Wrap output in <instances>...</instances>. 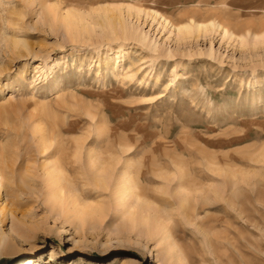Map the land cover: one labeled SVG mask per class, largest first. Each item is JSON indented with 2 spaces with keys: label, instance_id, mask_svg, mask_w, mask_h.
Segmentation results:
<instances>
[{
  "label": "rangeland",
  "instance_id": "obj_1",
  "mask_svg": "<svg viewBox=\"0 0 264 264\" xmlns=\"http://www.w3.org/2000/svg\"><path fill=\"white\" fill-rule=\"evenodd\" d=\"M2 177L0 264H264V0H0Z\"/></svg>",
  "mask_w": 264,
  "mask_h": 264
},
{
  "label": "bare ground",
  "instance_id": "obj_2",
  "mask_svg": "<svg viewBox=\"0 0 264 264\" xmlns=\"http://www.w3.org/2000/svg\"><path fill=\"white\" fill-rule=\"evenodd\" d=\"M126 11L127 14L129 16L134 15L135 18L140 19L139 17H141L140 15L143 13V15L145 14V16H151L152 19L154 20H158V23L160 24L161 28L166 29L171 35H173L178 42L180 41H185L188 37H190L191 35H193L194 33H198L200 35H206L208 33H210L211 31L214 33H217L219 36H221L223 39L225 38H234L235 40H237L239 37L235 36L234 33L230 32L228 29H226L225 27L221 26L219 23L214 24L212 22H208V23H195L193 21H189L188 23L185 24H173L171 21H169L167 18L163 17L162 15H159L157 12H147L145 13L144 11L140 10V9H135L133 7L130 6H126ZM72 15H67L64 17L63 20V24L65 26V28L67 30H69L70 28L73 27L74 25V20L71 17ZM106 28L107 29H111L113 28L112 26L113 21L112 19H107L106 20ZM124 24H122L123 26ZM126 25V24H125ZM142 30L138 31L137 29H127L126 27H124L122 29V34L128 36V37H133L135 36L138 42L146 44L147 47H152L153 49L156 48V45L153 41H148L147 39V34L146 33H142ZM255 36V35H254ZM260 38V37H259ZM240 40V38H239ZM11 47L13 49H17L19 46L23 47L24 49H27L26 44L23 41L20 40H13L10 42ZM211 52V50H210ZM171 84V82H170ZM89 164H90V168L92 173L95 175L96 179L99 180V182H107L110 178V176L108 175V173H112V170L114 169V163H112L111 161H105L103 160L101 157L100 158H96L95 156L92 157L90 156L89 159ZM48 169V168H47ZM128 165L127 167H125L120 175L119 178V185L118 188L120 189L121 193H126L127 192V181H126V176H128ZM56 173V171L53 169L51 171V173L48 171L46 172L47 177L50 179V177H52V175L54 176V174ZM47 179V180H49ZM4 179L3 177L1 178V182H0V191L1 189L4 188ZM81 209V208H80ZM78 208V205H75V210L77 212V214H83L84 210H80ZM86 210V207L84 208ZM3 212L4 209L0 210V244H5L9 238L8 236H6L4 234V232L1 230V225L4 223V216H3ZM10 234H15V231L13 228L10 229ZM17 236V235H16ZM26 264H35L31 261H28Z\"/></svg>",
  "mask_w": 264,
  "mask_h": 264
}]
</instances>
